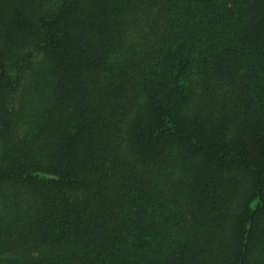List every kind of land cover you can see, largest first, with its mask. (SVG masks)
Returning <instances> with one entry per match:
<instances>
[{
    "label": "trees",
    "instance_id": "trees-1",
    "mask_svg": "<svg viewBox=\"0 0 264 264\" xmlns=\"http://www.w3.org/2000/svg\"><path fill=\"white\" fill-rule=\"evenodd\" d=\"M0 264H264V0H0Z\"/></svg>",
    "mask_w": 264,
    "mask_h": 264
}]
</instances>
